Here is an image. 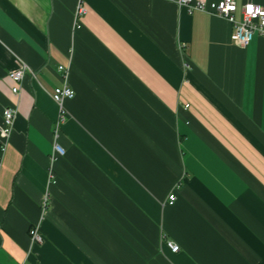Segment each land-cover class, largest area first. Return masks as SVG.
Returning <instances> with one entry per match:
<instances>
[{
	"label": "crops",
	"instance_id": "obj_1",
	"mask_svg": "<svg viewBox=\"0 0 264 264\" xmlns=\"http://www.w3.org/2000/svg\"><path fill=\"white\" fill-rule=\"evenodd\" d=\"M83 1L77 19L80 0H0V264H264V36L239 46L172 0Z\"/></svg>",
	"mask_w": 264,
	"mask_h": 264
},
{
	"label": "built area",
	"instance_id": "obj_2",
	"mask_svg": "<svg viewBox=\"0 0 264 264\" xmlns=\"http://www.w3.org/2000/svg\"><path fill=\"white\" fill-rule=\"evenodd\" d=\"M176 2L180 8L185 9L188 13L195 11L206 12L209 14L220 15L229 20L233 25V32L231 34V40L242 47H246L255 37L259 34L264 36V4L255 2H248L241 7L236 0H219L216 2H208L207 0H172ZM88 11V7L83 0H80L75 16L77 19L81 18ZM240 11V17L236 13ZM185 46L181 44V47ZM29 66L23 63L19 68L10 72V77L14 83L12 91L18 93L21 89V83L29 71ZM60 69L68 70L66 66L61 65ZM31 71V70H30ZM75 91L69 84L68 73L64 74L62 84L57 86L53 93L52 98L59 104L60 114L55 123L53 151L51 154V164L49 168V181H55L54 164L60 158L66 155L67 150L65 146L59 141L61 125L66 121L68 113L64 107V101L66 99L73 98ZM4 126L2 132L5 135H9L13 127L15 118L17 116V109L13 106H8L3 112ZM6 151V145L2 143L0 145V169L3 163L4 154ZM177 196L174 192L169 195V203H174ZM50 204V197L48 194L44 197L42 207L45 212ZM29 236L33 244L42 243L44 238L40 231V225H32L29 230ZM167 246L172 252H179L180 246L173 242L167 241Z\"/></svg>",
	"mask_w": 264,
	"mask_h": 264
}]
</instances>
